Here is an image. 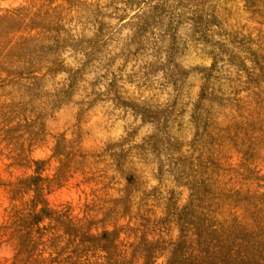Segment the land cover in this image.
<instances>
[{"label": "clouds", "instance_id": "clouds-1", "mask_svg": "<svg viewBox=\"0 0 264 264\" xmlns=\"http://www.w3.org/2000/svg\"><path fill=\"white\" fill-rule=\"evenodd\" d=\"M0 264H264V0H0Z\"/></svg>", "mask_w": 264, "mask_h": 264}]
</instances>
